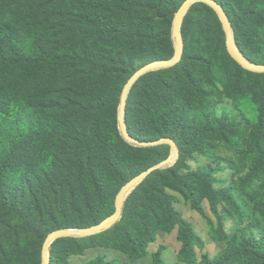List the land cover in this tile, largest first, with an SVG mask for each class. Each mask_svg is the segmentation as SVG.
<instances>
[{
	"label": "trees",
	"instance_id": "1",
	"mask_svg": "<svg viewBox=\"0 0 264 264\" xmlns=\"http://www.w3.org/2000/svg\"><path fill=\"white\" fill-rule=\"evenodd\" d=\"M83 1L89 2L91 15L110 21V35L122 37L128 45L110 64L95 66L98 77L86 91L85 103H75L80 120L70 138L61 132L58 119L61 104L71 103L76 89L62 84L61 75L86 68L89 62L78 55L55 54L44 26L31 15H8L0 6V228L39 177L66 167L73 185L65 197L66 221L39 243L12 248L1 244L0 264H42L43 246L51 233L100 224L115 212L116 197L129 181L170 155L166 145L140 148L128 143L119 129V108L124 87L138 70L173 58L175 47L164 48V39H170L176 13L186 0L165 21H157L155 14L166 0ZM220 3L229 15L235 14L229 4ZM200 5L223 29L217 13ZM242 14V26L235 29L237 44L246 59L264 64L252 53L264 46V0ZM74 31L80 36L86 32ZM223 34L226 43L224 29ZM143 49L161 53L136 68L137 52ZM229 57L237 71L233 77L222 64L192 62L186 50L176 67L149 73L134 85L127 106L130 135L141 142L171 138L179 145L180 159L137 187L112 229L94 237L56 241L50 249L51 264H68L71 257L97 247L120 252L129 264H138L149 257V245L160 232L174 230L182 264H264V74L249 72ZM223 94L239 103L249 101L256 108L255 119L217 115L214 97ZM219 146L237 156L239 178L233 186L215 188L216 170L211 166L183 172L192 154L214 158ZM177 194L208 221L211 238L226 243L214 258L197 256L196 249L204 243L176 209ZM205 202L218 221L216 229L204 211ZM248 216L258 221L246 222ZM226 221L236 223L232 234L225 230ZM163 249L152 255V264H171L163 259ZM85 264L112 263L97 258Z\"/></svg>",
	"mask_w": 264,
	"mask_h": 264
},
{
	"label": "rangeland",
	"instance_id": "2",
	"mask_svg": "<svg viewBox=\"0 0 264 264\" xmlns=\"http://www.w3.org/2000/svg\"><path fill=\"white\" fill-rule=\"evenodd\" d=\"M183 1L166 0L161 11L155 14V19L157 21H165L172 18ZM216 1L220 5V2H224L232 7L235 14L229 15L226 13L236 38L235 29H239L242 26V13L246 10V7L258 8L263 0ZM200 4L203 3L192 6L184 20V53L187 50L191 61L196 64H222L227 71V76L233 77L237 71L233 68L227 53L223 29L213 16L207 15L203 11L204 8ZM88 5L89 2L83 0H70L68 2L64 0H0V6L8 15L19 13L31 15L34 21L44 26L51 38L55 54L78 55L89 62L86 68L62 73L61 75L62 84L65 83L66 87L75 85L74 89H76L75 94L72 93L71 95L72 102H63L60 107L61 114L58 120L61 121V132L67 138L73 136V129L77 130V122L80 120L75 103H85V93L98 77V74L94 71L95 66L110 64L120 51L127 49L128 45L122 37L110 35L108 33L110 21L104 20L97 15H91ZM221 6L223 7V5ZM75 29H84L86 32L81 36L76 35L74 33ZM159 33H164L163 28H160ZM164 43L163 47L166 49H169L170 46L175 47L173 35L170 36V39H164ZM186 43L188 45L187 48ZM132 44L135 46L133 41ZM257 47L258 50H253L252 53L254 58L260 62L264 60V46L258 45ZM156 53H161V50L146 51V49H143L142 53L137 52L138 60L135 63V67L139 68L144 63L155 59L153 55ZM216 86L220 90H224L220 83L217 82ZM211 88V86L208 87L209 90ZM214 100L217 102L216 110L219 116L241 117L246 115L250 119H255L256 117V108L249 101L239 103L228 98L226 94H223L221 98L214 97ZM127 117L128 111L126 109V120ZM185 165L184 173L204 170L209 166L213 167L216 170L214 187L217 189L231 187L239 178L238 169L240 165L237 156L233 151L222 146L217 147L214 158L209 155L194 153L187 159ZM68 175L69 171L66 170V167H62L60 172H56L54 175L45 174L27 188L19 197L15 205L16 210L6 214L4 217L0 228V246L3 244L7 248H12L25 246L31 242L39 243L47 232L57 228L66 221L65 197L67 191L70 193L73 190L71 181L67 180ZM234 193L238 196L237 191H234ZM130 196L125 202L124 210ZM177 197L179 201L175 205L176 209L193 224L195 233L203 240V247L196 249L197 256L200 257L205 254L210 258H214L226 247V243L212 239L210 236L211 227L208 221L201 214L194 211L190 203L181 195L177 194ZM239 200L242 202L243 198L241 197ZM203 207L216 229L218 221L209 208L208 203L205 202ZM253 218L258 221L257 217L248 216L246 217V222L249 219L251 223H255ZM25 223L29 224L30 230L27 229ZM224 226L227 233L232 234L236 223L226 221ZM161 247H164L162 257L165 261L171 264H182L178 261L180 244L177 242V230L172 233L160 232L157 241L149 245V257L137 263L152 264V255ZM97 258H104L112 264H129L130 262L129 258L120 252L97 247L87 249L80 256L71 257L68 264H85Z\"/></svg>",
	"mask_w": 264,
	"mask_h": 264
},
{
	"label": "water",
	"instance_id": "3",
	"mask_svg": "<svg viewBox=\"0 0 264 264\" xmlns=\"http://www.w3.org/2000/svg\"><path fill=\"white\" fill-rule=\"evenodd\" d=\"M198 3H203L210 8H212L218 15L226 37V45L229 55L235 60L243 69L257 74H264V64L253 63L250 60L246 59L242 51L240 50L236 38L234 35V31L228 17V14L224 10V8L216 1V0H186L178 12L176 13L174 23H173V32L172 35L175 40V53L173 58L168 60H160L147 64L140 70H138L127 82L124 87L121 103L119 108V129L123 138L136 147L140 148H154L158 146H169L170 147V155L169 157L162 161L161 163L151 167L147 171L141 173L131 181H129L118 193L115 201V212L102 221L100 224L81 229H60L53 233H51L47 239L45 240L43 251H42V264H51V253L50 249L52 245L60 240L67 238H89L100 235L110 229H112L115 225H117L123 218L125 202L128 197L139 187L147 178H149L152 174L158 171H162L168 168H171L176 165L178 159L180 157V152L177 143L171 138H162L157 141L151 142H141L135 138H133L128 130L127 120H126V109L129 100L130 93L134 87V85L145 75L160 71L166 70L176 67L181 63L184 50L185 43L183 39V25L186 16L188 15L192 6Z\"/></svg>",
	"mask_w": 264,
	"mask_h": 264
}]
</instances>
